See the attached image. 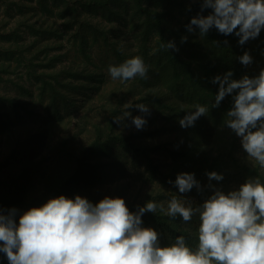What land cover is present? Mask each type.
<instances>
[{"label": "trees", "instance_id": "16d2710c", "mask_svg": "<svg viewBox=\"0 0 264 264\" xmlns=\"http://www.w3.org/2000/svg\"><path fill=\"white\" fill-rule=\"evenodd\" d=\"M40 2L42 5V0ZM43 9H46L44 5ZM210 12L211 9L201 12V0H77V5L73 6L64 1L59 12V17L67 18L62 23V32L72 31L77 51L88 60L91 61L89 54L94 53L96 57V52L103 58L102 63L112 60L116 65L134 56L143 58L148 66V78L133 79V91L142 94L145 90L141 100L156 112L159 122L170 125L171 130L183 138L176 142L179 152H171L169 170L161 172L150 156L154 146L141 148L131 138H114L113 141L97 138L89 146L80 149L68 139L61 138L52 147V168L38 179L37 164L32 162L30 154L24 155V149L17 146L18 155L13 151L14 154L0 160V206L5 210L16 208L23 212L60 195L68 198L80 195L94 204L99 202L105 196L95 191L96 183L91 175L108 185L115 175L111 171L117 173V169L126 166L117 164L116 169L112 166L115 163L109 162L104 168L106 164L95 156L97 151L104 149L110 156L122 153L127 161L130 154L132 160L139 156L141 164L149 173L144 182H157L164 189L175 186L176 176L184 172L193 173L197 181L200 176L206 177L209 184L214 186L216 182L214 179L210 181L206 173L215 171L219 174L222 165L219 162L223 163L224 169L227 168L221 157L247 179L259 177L264 183V169L253 168L254 164L239 161L238 154H242L240 151L243 150L241 138L225 124L228 119L226 114L233 106L232 95L226 96L218 107H212L219 89V84L212 82L214 77H222L231 71L232 79L239 80L244 75L257 76L264 69V29L256 39H250L244 45L238 43L239 38L234 33L225 36L214 27L204 36L199 34L196 26H193L192 32L187 30L186 26L193 17L198 14L206 16ZM88 15L109 22L110 28H101ZM120 28H123L122 32ZM45 34L48 32H37L40 37ZM184 37L187 39L182 42ZM123 38L127 40L122 42ZM168 42H173L175 49H167L164 45ZM246 51L253 58L248 66L242 65L238 59ZM13 53V49L8 48L1 54L9 59ZM95 67L98 68L96 62ZM70 78L81 79L77 74ZM34 80L39 82L40 96L43 101L46 100V111L53 119L61 117L68 103H74L67 96L69 91L75 95L92 87L98 91L104 81L103 75L97 71L90 73L83 82L62 84L63 88H68L64 90L45 80V75L35 76ZM4 101L5 112H0V127H4L9 120L23 119L21 112H26V108H22L16 98ZM196 105L207 106L208 113L200 116L194 126L182 127L179 121L190 111H195ZM33 140L36 141V148L31 152L45 148L43 138ZM113 147H118L121 152H114ZM160 149L163 150V147L160 146ZM255 165L259 166L257 162ZM162 196L161 193L155 197L151 194V198H144L140 202L127 201L126 206L131 212H136L138 206H144L149 200L160 201ZM115 197L123 196L112 198ZM141 219L142 227L153 228L158 237L175 230L169 222L173 218L164 216L159 208L155 213H145ZM0 264H8L3 253H0Z\"/></svg>", "mask_w": 264, "mask_h": 264}, {"label": "clouds", "instance_id": "9594fccd", "mask_svg": "<svg viewBox=\"0 0 264 264\" xmlns=\"http://www.w3.org/2000/svg\"><path fill=\"white\" fill-rule=\"evenodd\" d=\"M205 9H211L210 14L193 17L186 26L189 32L196 26L204 36L214 27L225 36L234 33L238 43L244 45L264 29V0H201V12ZM164 46L175 49L173 42ZM238 59L245 66L253 62L247 51ZM108 72L113 80L148 78V66L140 56L109 65ZM232 76L229 71L213 78L219 89L212 107L232 95L233 106L225 124L241 138L247 155L264 169V69L254 77L244 75L235 80ZM136 107L150 114L147 105ZM208 110L207 106L196 105L195 111L179 123L182 127L194 126ZM124 117H131V113H124ZM131 120L138 130L147 123L144 116ZM206 175L210 181L224 178L215 171ZM174 184L181 194L193 187L201 189L193 173H179ZM158 208L173 219L182 217L184 222L198 215L195 248L184 236L162 247L157 231L142 227L141 217ZM0 253L6 255L8 264H264V183L259 177H251L238 190L225 193L215 188L196 207L173 196L167 209L149 200L131 212L123 198L105 196L94 204L80 195H60L23 212L0 206Z\"/></svg>", "mask_w": 264, "mask_h": 264}, {"label": "rangeland", "instance_id": "374dc122", "mask_svg": "<svg viewBox=\"0 0 264 264\" xmlns=\"http://www.w3.org/2000/svg\"><path fill=\"white\" fill-rule=\"evenodd\" d=\"M40 1L0 0V112H5L4 99L13 97L22 104V108H26V112H21L23 119L12 120V122L9 120L4 127H0V160L11 153L14 154L13 151L19 152L16 147L20 146L24 149V155L30 154L32 162L37 164V176L41 179L42 175L53 166L52 147L61 138L68 139L78 149L89 146L97 138L103 141L105 139L113 141L114 138H131L141 148L154 146L150 156L153 162L158 164L161 172H167L169 170L167 167L172 162L171 152H179L176 142L183 138H179V135L171 130L170 125L158 121L159 117L156 112L141 100L146 91L144 90L142 94L140 91H133V79L129 81L111 79L108 67L116 65L114 61L106 60L102 63L103 58L99 57L97 52L96 57L94 53H90L91 61L88 60L86 56L77 51L72 31L62 32V23L67 18L59 17L61 6L64 1L70 6L77 5V0H56L55 2L42 0V5ZM43 5L46 9H43ZM90 18L101 28L109 29L111 26L109 22L95 16ZM120 30L122 32L123 28ZM38 31H47L48 34L40 37L37 35ZM126 40L127 38H123L121 41ZM8 48H12L15 52L9 59L1 54ZM95 71L103 75L104 81L100 89L97 91L92 87L76 95L69 91L67 96L72 98L74 103H68L61 117L53 119L46 111V100L43 101L44 99L40 96L39 82L35 81L34 77L45 75V80L55 84L58 89L64 90L68 88H63L62 84L83 82L84 78ZM71 73L77 74L81 79L70 78L73 75ZM141 103L148 106L150 114L139 111L136 105ZM126 112H130L131 117L144 116L147 123L138 130L132 123L131 117H124ZM118 119L120 123H115L114 121ZM33 138H43L45 148L31 152L36 148V141ZM113 151L121 152L118 147H113ZM18 152L15 154L18 155ZM240 153H242L238 154L240 162H248V165L254 164L253 168L259 167L260 169V166L255 165L256 161L250 158L244 150ZM121 154L110 156L107 155V151L105 153V149L95 154L97 159H101L106 164L104 168L109 162H114L112 166L116 169L117 164H126L117 169V173L111 171L115 175L108 185L97 181L95 175L91 176L96 183L95 191L108 197L122 195L125 202L133 200L140 202L144 198L148 199L151 194L155 197L161 193L163 196L160 201L155 202L158 205L163 204L165 209L173 196L185 199L196 207L213 194L215 188L227 193L231 190H238L239 186L247 180L244 175L233 170L225 158L221 157L220 159L224 160L227 166V168L224 166V169L223 163L219 162L222 164L219 174L223 175V180H214L216 183L211 186L205 179L206 177L200 176L198 181L201 189L198 190V194L195 187H193L194 190L181 194L175 186L164 189L157 182L145 183L149 173L141 164L142 159L135 155V159L132 160V154H130L127 161L126 157ZM162 214L167 216L164 212ZM169 222L174 225L175 230L172 233L165 232L159 235L162 247L169 246L177 236L187 238L186 242L190 247L197 246L200 224L198 215H194L189 222H184L182 217L178 220L170 219Z\"/></svg>", "mask_w": 264, "mask_h": 264}]
</instances>
